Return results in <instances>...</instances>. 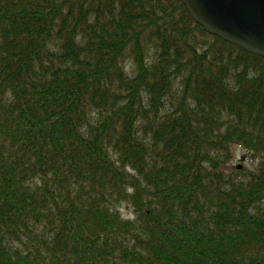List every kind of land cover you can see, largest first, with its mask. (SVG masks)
I'll return each instance as SVG.
<instances>
[{"label": "trees", "instance_id": "1", "mask_svg": "<svg viewBox=\"0 0 264 264\" xmlns=\"http://www.w3.org/2000/svg\"><path fill=\"white\" fill-rule=\"evenodd\" d=\"M258 262L264 57L179 0H0V264Z\"/></svg>", "mask_w": 264, "mask_h": 264}, {"label": "water", "instance_id": "2", "mask_svg": "<svg viewBox=\"0 0 264 264\" xmlns=\"http://www.w3.org/2000/svg\"><path fill=\"white\" fill-rule=\"evenodd\" d=\"M179 1L207 33L264 57V0Z\"/></svg>", "mask_w": 264, "mask_h": 264}, {"label": "rangeland", "instance_id": "3", "mask_svg": "<svg viewBox=\"0 0 264 264\" xmlns=\"http://www.w3.org/2000/svg\"><path fill=\"white\" fill-rule=\"evenodd\" d=\"M241 156H242L241 152L239 150H236L235 159L232 161V166L238 165L240 166V168H247V169L252 168L250 162H248L245 159H242ZM118 207L123 217L133 218L131 207L128 206L126 203L120 202L118 204Z\"/></svg>", "mask_w": 264, "mask_h": 264}]
</instances>
